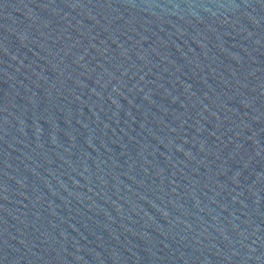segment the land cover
<instances>
[{
	"label": "water",
	"instance_id": "obj_1",
	"mask_svg": "<svg viewBox=\"0 0 264 264\" xmlns=\"http://www.w3.org/2000/svg\"><path fill=\"white\" fill-rule=\"evenodd\" d=\"M0 264H264V0H0Z\"/></svg>",
	"mask_w": 264,
	"mask_h": 264
}]
</instances>
